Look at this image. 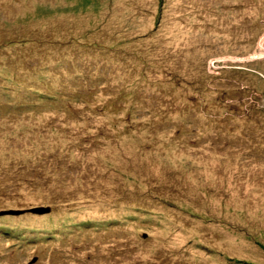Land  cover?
Segmentation results:
<instances>
[{"label":"rangeland","instance_id":"rangeland-1","mask_svg":"<svg viewBox=\"0 0 264 264\" xmlns=\"http://www.w3.org/2000/svg\"><path fill=\"white\" fill-rule=\"evenodd\" d=\"M263 36L264 0H0V264H264Z\"/></svg>","mask_w":264,"mask_h":264},{"label":"water","instance_id":"water-1","mask_svg":"<svg viewBox=\"0 0 264 264\" xmlns=\"http://www.w3.org/2000/svg\"><path fill=\"white\" fill-rule=\"evenodd\" d=\"M46 212L49 211V208L45 210ZM19 211L18 210H8L6 212L2 211L0 214H17Z\"/></svg>","mask_w":264,"mask_h":264},{"label":"bare ground","instance_id":"bare-ground-1","mask_svg":"<svg viewBox=\"0 0 264 264\" xmlns=\"http://www.w3.org/2000/svg\"><path fill=\"white\" fill-rule=\"evenodd\" d=\"M259 46H260V50L263 51L264 50V36L262 37Z\"/></svg>","mask_w":264,"mask_h":264}]
</instances>
